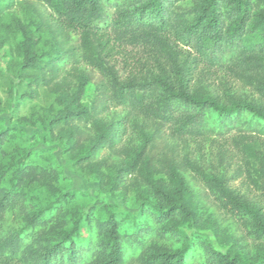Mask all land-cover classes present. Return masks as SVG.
I'll return each instance as SVG.
<instances>
[{"label":"clouds","instance_id":"1","mask_svg":"<svg viewBox=\"0 0 264 264\" xmlns=\"http://www.w3.org/2000/svg\"><path fill=\"white\" fill-rule=\"evenodd\" d=\"M37 2L39 10L28 0L18 13L23 31H0L2 51L9 53L3 62L14 61L4 71L3 84L7 97L9 88L16 94L17 82L27 90L31 77L35 92L50 91L60 98L52 115L67 114L71 122L69 134L77 146L68 154L57 153L59 164L48 154L37 155L39 148L23 161L42 165L28 177L49 190L51 207L42 219L53 217L49 228L66 222L50 233L62 250L57 257H62L61 264H145L153 245H173L177 238L194 241L201 253L198 264H209L205 246L215 247V242L204 240L197 225H211L225 244L215 250L225 252L234 240L237 218L225 216L221 205L240 212L233 199L247 201L249 228L264 223V52H244V44L240 54L209 71L201 58L203 48L197 51L177 30L165 32L161 21L137 26L135 36L123 27L109 29L101 39L89 28L62 24L64 9L55 7L59 0ZM207 7L203 0H177L173 10L183 13L185 21L179 33L196 25ZM233 7L220 11L227 16ZM123 11L132 9H113L117 15ZM253 11L264 13V0ZM48 13L55 19L45 20ZM211 15L203 20L202 31ZM242 15L230 21L239 24ZM37 37L43 42L38 44ZM109 38L113 43L106 46ZM65 41L75 45L78 58L53 75L46 66ZM201 44L207 47L205 39ZM38 53L47 55L32 59ZM25 63L28 67L21 72ZM101 99L107 103L99 111ZM41 107L48 104L32 108L28 102L19 117L29 116L28 108L40 114ZM226 112L235 121L230 130L221 124ZM114 126L121 129L115 142ZM77 180L83 183L73 196ZM66 191L71 198L63 195ZM129 201L136 211L125 216L132 211ZM23 204L27 214L38 211L29 201ZM14 212L19 222L13 220ZM23 219L17 206L0 221L4 231L13 227L23 241L15 255L10 250L0 255V264H33L41 256V246L34 243L40 229L23 227ZM185 220L192 227L177 237L176 225Z\"/></svg>","mask_w":264,"mask_h":264},{"label":"trees","instance_id":"2","mask_svg":"<svg viewBox=\"0 0 264 264\" xmlns=\"http://www.w3.org/2000/svg\"><path fill=\"white\" fill-rule=\"evenodd\" d=\"M28 0H0V31L19 29L24 30V25L20 22L18 13L23 9V3ZM51 4L52 0H48ZM177 0H59L55 5L57 10L61 8V23L70 24L74 26H83L89 28L92 34L103 39L105 35L109 34V29L125 28L127 32L133 33L135 36L137 26L151 27L156 21H161L165 32L177 30L178 35L183 34L187 38L189 45L196 47L197 51H201V58L207 64L206 67L209 71L216 68V65H222L229 59L234 58L237 54L241 53L242 45L246 44L247 47L243 48L244 52L256 53L257 50L264 52V13H255L253 10L257 8L261 0H203L208 5L203 10L200 16L197 17V24L192 25L190 28H184L183 33H179V29L184 25L183 13L174 11ZM20 5V7H17ZM33 7L39 10L40 6L37 0H32ZM234 5L232 12L227 16L220 11V9L227 8ZM126 6L132 11H123L117 15L113 9H119ZM137 13L139 18L137 19ZM211 13V19L207 26L201 30L203 20L207 14ZM243 13L240 18V23L230 21L233 16ZM7 17V19H5ZM55 17L52 13H48L45 20H54ZM255 21L251 28H248L250 21ZM230 21V22H229ZM211 34V36H207ZM248 34H255L251 39H248ZM119 36H117V39ZM31 39V37H29ZM207 41V47L204 48L201 40ZM43 37H37V43H42ZM112 39L104 41V44L111 45ZM193 43V44H192ZM188 46V45H186ZM61 51L58 57L49 61L48 70L55 75L61 70L64 64L74 62L78 58V49L71 42L65 41L61 43ZM112 49H109L111 54ZM28 53L26 52V57ZM47 55V53H38L37 57L32 59L38 60L39 57ZM12 64L14 61L11 62ZM12 66V65H11ZM18 67H20L18 65ZM28 64L25 63L20 67L23 72ZM28 88L22 92V97L36 99L40 92H35L32 85L35 83L31 77H28ZM17 85L22 86V82H17ZM54 95V92L48 91ZM57 104H60V98L55 97ZM106 99L98 101L97 110L102 111L106 107ZM124 122L121 121L120 124ZM52 127L57 129V136L65 140L69 145V150L73 151L76 148V141L74 135L69 134L71 122L67 114L53 115L51 120ZM221 124L230 130L231 126L235 125L231 112L223 114ZM3 132L0 134V143L3 142ZM121 134L119 126H114L113 142ZM103 147L101 144L97 151ZM83 158H86V154ZM41 167L33 164H10L5 166L0 164V180L9 173L10 169L14 168V172L9 179V186L0 185V221L5 220L6 210L14 209L20 206V215H23V227H32L33 231L37 228L40 229V235L34 241L41 246L42 254L39 257H34L33 264H61L57 260L60 256L59 245L55 240L50 239V233L54 232L58 227L66 224L58 222L49 228V224L53 217L42 219L43 213L49 205H39L31 200L28 194L24 191L30 185H38L34 180H29L28 177L37 172V168ZM41 171H46L41 170ZM23 201H29V205L33 208H38V211L27 214L26 206ZM234 205L240 206V212L235 208H228L226 204L221 207L225 210L224 215H232L236 217L235 227L236 231L240 230L239 236L235 233L234 240L227 246V250L223 253L217 252L216 247L211 245L205 246V252H208L209 264H264V223H258L254 227L249 228V221L246 220L245 214H250L251 209L247 207V201H236L233 199ZM256 215H260V209L257 208ZM144 207L140 206V214L143 215ZM243 213V214H242ZM13 220L18 221L17 213H13ZM105 221L100 227L104 229L107 223ZM19 222V221H18ZM188 223L185 220L183 223L176 225L177 237H183L184 230L182 225ZM195 223V221H193ZM191 225V224H190ZM199 226V225H197ZM115 227V225H113ZM200 227V226H199ZM208 227H212L209 225ZM213 229V227H212ZM22 230V229H21ZM214 230V229H213ZM138 232L142 234L146 231L142 228H137ZM148 231H151L150 229ZM30 233L29 235H31ZM163 239V235H161ZM250 241L255 248L252 254H249L243 248V242ZM23 241L15 236V229L9 227L7 231L3 229V223H0V255L5 251H12L13 255L19 251ZM224 244V243H223ZM51 245V247H49ZM187 257V260H185ZM201 253L198 251L194 241H189L182 238H177L173 245H160L152 246L151 255L145 264H198Z\"/></svg>","mask_w":264,"mask_h":264},{"label":"rangeland","instance_id":"3","mask_svg":"<svg viewBox=\"0 0 264 264\" xmlns=\"http://www.w3.org/2000/svg\"><path fill=\"white\" fill-rule=\"evenodd\" d=\"M9 53H3L2 45H0V134L3 132L4 137L3 142L0 143V164L9 166L10 164L20 165L24 160L33 156L34 151L39 148L41 154H48V158L52 159L54 163L59 164L60 159L57 153L68 154L71 152L69 150V145L65 140H62L57 136L56 127L53 128L51 120L53 118L52 112L55 110V106L58 105L54 95L50 94L48 91H41L36 99H30L22 97L23 87L16 85V94L12 93L11 88H9L7 97H5L3 75L6 69H10L12 61L6 64L3 61L8 60ZM43 97V100L40 99ZM54 97V99H53ZM49 101H51L49 103ZM28 102H32V108L36 106L37 103L43 105L48 104L47 108L41 107L40 114L33 112L32 108H28L31 113L26 117H19L20 111L28 107ZM10 108L11 111L6 109ZM19 141V143H17ZM63 144L64 147L61 148L60 145ZM34 165V164H33ZM41 166L42 165H38ZM14 172V168L10 169L9 173L5 175L4 178L0 180V185L9 186V179ZM83 183L81 180L75 182V187H77V192L72 195L79 194V186ZM33 202L39 205H49L50 194L46 187H41L39 185H30L24 189ZM65 197H69V192H64ZM71 198V197H69ZM128 207L132 211L125 212L123 215L131 216L136 209L132 207V202L129 201ZM185 227H192L189 223L182 225V229ZM198 230L203 233L204 240L214 241L216 248H224L225 244L216 239V233L212 227H199ZM240 231V230H239ZM238 230L236 234L239 236L241 234ZM250 241L243 242V248L249 254L255 251L254 246Z\"/></svg>","mask_w":264,"mask_h":264}]
</instances>
